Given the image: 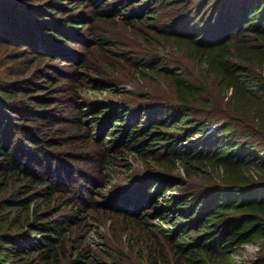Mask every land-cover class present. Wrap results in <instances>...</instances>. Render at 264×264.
I'll return each instance as SVG.
<instances>
[{"label": "trees", "instance_id": "16d2710c", "mask_svg": "<svg viewBox=\"0 0 264 264\" xmlns=\"http://www.w3.org/2000/svg\"><path fill=\"white\" fill-rule=\"evenodd\" d=\"M124 1L116 0L112 10L125 14ZM138 1L128 18L148 21L166 4L181 5L172 23L152 31L199 65V80L169 68L161 56L154 63L138 58L140 70L149 66L166 77L171 97L162 93L148 106L118 104L114 111H107L105 101L79 98L77 112L69 115L64 104L51 106L55 67L14 78L32 64L18 72L9 65L28 53L36 59L59 56L46 46L40 26L58 37L66 33L43 19L36 26L40 10L27 3L0 0V264H96L75 230L101 208L147 234L161 233L190 264H226L243 243L255 241L251 262L264 264V0ZM74 19L63 21L74 29ZM130 110L134 115L127 121ZM68 121L86 131L84 147L109 137L97 165L93 156L85 157L91 153L62 147L70 139L61 129ZM121 143L157 166L134 174L125 163L124 192L107 193L102 187L106 173L121 162L114 146ZM177 164L185 175L172 172ZM161 197L168 204L159 205ZM108 253L113 257L104 263L120 264Z\"/></svg>", "mask_w": 264, "mask_h": 264}, {"label": "rangeland", "instance_id": "374dc122", "mask_svg": "<svg viewBox=\"0 0 264 264\" xmlns=\"http://www.w3.org/2000/svg\"><path fill=\"white\" fill-rule=\"evenodd\" d=\"M21 1L36 11L40 10L39 15L36 13L37 16L34 17L40 20L36 22V26L39 27L45 20L55 24L66 34L58 37L55 31H45L40 26L39 30L45 38L46 46L59 56L55 60L36 59L28 53L15 63H9L15 72L32 64L26 74H13L14 78L28 76L31 70L55 67L57 71L52 74V77L57 84L49 89L50 99H55L51 106L64 104L65 111H68L69 115L77 112L76 100L79 98V102L83 100L85 103L105 101L110 105L107 111H114L118 109V104H129L132 110L139 106H148L155 103V97L162 93L171 97L172 93L167 86L166 77L154 72L149 66H144L143 71L140 70L139 63L134 61L138 58L139 61L154 63L155 58L161 56L169 68L178 67L187 77L195 81L199 80L202 74L201 68L194 60L184 57L173 42L162 40L152 31L154 27L172 23L180 12L181 5L176 1L166 4L148 21L126 16L130 12L129 8L143 2L138 0L124 1L128 8L123 10L125 14L119 12L121 8L112 10L111 5L116 0H100L101 5L98 7H93L90 0H20V3ZM60 1H63L60 6L55 4ZM72 5H75L74 9L71 8ZM56 9H61L66 16L61 18V14ZM69 16L75 17L72 21L78 25L77 28L72 29L63 21ZM3 49L4 46L2 51ZM8 50L14 49L8 48ZM4 52L6 53V49ZM85 108L82 106V109ZM132 110L124 115L127 121L134 115ZM68 122L66 125H61V129H65L66 135L70 137L62 147L78 154L91 153L85 154L87 155L85 157L89 160L88 156H93L92 163L97 165L102 158L101 149L105 144L111 143L109 137L103 138L104 141L102 137L93 138L88 142V146L84 147L83 138L86 137V131H80L75 121ZM87 125L88 123L85 126ZM88 127L92 128V126ZM75 129L76 131L73 132ZM96 130L93 128L92 132L95 133ZM114 146L118 150L115 153L120 155L121 162L116 164V170H109L110 173L105 174L109 178L102 190L107 193L116 190L124 192L122 189H125L124 185L127 184V179L124 177L125 163L130 164L134 174L143 173L148 168L154 169L157 166L153 158L131 152L122 143ZM262 158L264 159V154ZM161 161L169 162L166 155L161 156ZM172 172L184 174L180 164H177ZM175 189L176 187L168 190L165 198L173 194ZM158 204L165 206L168 203L164 197H161ZM93 212L94 218L87 216L85 220L87 223H82L75 233L80 234L78 238L82 239L80 243L89 247L96 264H107L103 260L113 257L108 251L115 254V259L117 258L120 264H156L155 258L158 259L157 264H190L172 252L161 233L147 234L139 226L123 218L121 214L105 211L104 208L95 209ZM164 224L167 225V223ZM257 248L256 241L243 243L240 251L233 253L226 264H252L251 260L256 256ZM147 249H151V253H147Z\"/></svg>", "mask_w": 264, "mask_h": 264}]
</instances>
